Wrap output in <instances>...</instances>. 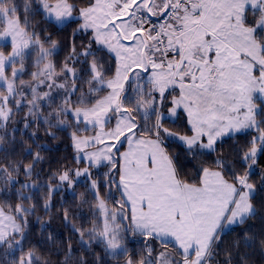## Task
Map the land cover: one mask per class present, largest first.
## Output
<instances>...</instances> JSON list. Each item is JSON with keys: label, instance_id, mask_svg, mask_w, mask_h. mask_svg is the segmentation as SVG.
<instances>
[{"label": "snow or ice", "instance_id": "1", "mask_svg": "<svg viewBox=\"0 0 264 264\" xmlns=\"http://www.w3.org/2000/svg\"><path fill=\"white\" fill-rule=\"evenodd\" d=\"M36 16L61 31L76 25L63 60ZM25 108V130L47 125L55 139L48 129H71L74 161L86 166L39 184L44 158L31 148L21 149L29 162L14 158L18 130L8 131ZM181 118L186 131L165 126ZM252 131L235 160L199 161L190 177L169 152L179 141L196 159ZM0 154V264H49L27 244L29 217L48 213L58 188L81 177L94 219L72 231L85 252L102 246L123 264H221L223 236L260 216L251 177L264 154V0H0ZM129 236L144 241L139 253ZM256 242L245 235L246 246Z\"/></svg>", "mask_w": 264, "mask_h": 264}, {"label": "trees", "instance_id": "2", "mask_svg": "<svg viewBox=\"0 0 264 264\" xmlns=\"http://www.w3.org/2000/svg\"><path fill=\"white\" fill-rule=\"evenodd\" d=\"M21 5L23 0H19ZM34 24H39L41 28H46L48 33L52 34L53 39L60 42V46L63 49L60 51L59 60H63L67 49L65 45L71 40V33L75 24L61 30H58L54 25L45 24L42 21V17L36 16L32 21ZM39 30V29H37ZM83 38L76 40L77 46L80 45ZM32 70V69H31ZM20 112L16 117V123L11 124L8 131L11 134L12 129H17L15 133V139L18 142L16 145L17 151L14 154V158L23 160L25 163L31 160V156H27L21 149L31 148L32 153L37 151L44 158L42 163L37 166V171L43 169L40 172V178L37 181L39 184H44L48 181L49 177L56 173L58 170L76 165L74 161L75 150L72 147V142L69 138L68 131H61L55 128L48 129L55 134V139L46 134L47 125L33 124L31 128L25 130L22 123H19L26 113ZM166 127H170L174 131L184 132V119L181 118L176 121L175 124L166 122ZM37 132V138L35 143L30 138L31 132ZM252 132L237 133L235 137H225L224 142H218L216 151L212 153H206L203 156H197L193 159L192 156L187 153L184 146L179 141H173L169 146V152L178 156L179 164L183 167V170L189 174V177L194 175L196 170L200 167L199 161L204 162V166H210L212 161L218 155L226 156L230 161L235 160L236 150L244 149L248 145V142L252 139ZM23 140L21 145L19 141ZM39 146V147H38ZM0 159H3L0 154ZM103 169V168H102ZM238 171H243L242 168L237 166ZM264 174V154L258 155L257 164L254 167V174L251 177L253 183L258 185L256 192V205L260 212V216L248 221L243 225L233 226L234 230L229 229L223 236L222 243L219 248L218 259L223 264L227 258L226 253H232V264H264V249L259 244V238L264 235V189L259 187L260 177ZM21 180L25 177L21 176ZM58 181H53L56 184ZM19 187V185H17ZM114 199H120L119 193L113 190ZM82 197L88 201L92 200V193L87 189V184L79 182L75 186V190L59 189L52 196V208L48 213H45L42 208L38 209L36 216L29 217V236L28 246L37 249L38 254L46 257L49 264H78V261L83 258L89 262H93L96 257H103L100 264H123L124 258L114 260L110 257H104L102 246H93V248L85 252L79 243L78 234L72 231V226L76 227H91L93 221V209L89 203H82ZM4 199L0 196V200ZM13 202L15 198L13 197ZM111 203V202H109ZM68 210V221L66 222L63 217L64 210ZM36 217L40 218V222H37ZM245 235L249 238L255 237L256 243L251 247L245 244ZM51 237V238H49ZM129 252L139 253L143 247L144 241L140 237L132 238L128 237L126 240ZM153 246L159 249L157 242H152ZM69 245H71V251H69Z\"/></svg>", "mask_w": 264, "mask_h": 264}, {"label": "rangeland", "instance_id": "3", "mask_svg": "<svg viewBox=\"0 0 264 264\" xmlns=\"http://www.w3.org/2000/svg\"><path fill=\"white\" fill-rule=\"evenodd\" d=\"M10 50V49H9ZM32 70H34V69H32ZM24 79H29L30 77L29 76H27V75H25L24 77H23ZM27 111V110H26ZM88 134H91V133H88ZM126 147V146H125ZM123 150V149H122ZM75 156H76V152H75ZM84 166H86V165H84V164H79V165H74L72 168H76V167H84ZM92 171H93V174H94V176H95V174H96V170L95 169H92ZM100 171L101 172H103V171H107V169H100ZM79 182H84V183H86L87 184V181H84V178L83 177H81L80 178V181ZM79 182H77L76 184H75V186L79 183ZM58 183V182H57ZM56 183V184H57ZM56 184H53V186H55ZM75 186L73 187V188H69V186L65 183V184H63V185H61L59 188H58V190L59 189H66V190H75ZM113 205L111 204V203H109V207H112Z\"/></svg>", "mask_w": 264, "mask_h": 264}]
</instances>
